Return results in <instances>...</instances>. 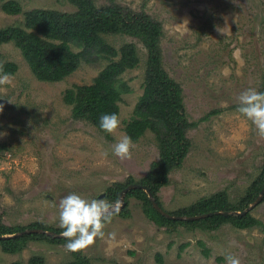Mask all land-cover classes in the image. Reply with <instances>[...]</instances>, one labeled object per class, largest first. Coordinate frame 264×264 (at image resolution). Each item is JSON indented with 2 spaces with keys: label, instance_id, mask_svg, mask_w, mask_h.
I'll use <instances>...</instances> for the list:
<instances>
[{
  "label": "rangeland",
  "instance_id": "rangeland-1",
  "mask_svg": "<svg viewBox=\"0 0 264 264\" xmlns=\"http://www.w3.org/2000/svg\"><path fill=\"white\" fill-rule=\"evenodd\" d=\"M6 1L0 0V28L21 26L23 13L31 9H75L68 0H13L21 8L13 13L2 10ZM93 1L143 10L162 24L163 66L182 88L186 118L196 123L186 131L189 151L156 192L157 203L172 215L222 195L227 211L252 205L259 194L250 199L252 187L264 178V137L236 108L244 90L264 91V0ZM105 39L116 48L135 42L139 57L138 66L123 73L130 92L121 95V123L108 137L84 121L73 120L62 100L67 87L91 82L104 62L82 63L61 81L43 82L33 76L13 42L0 45V61L18 66L9 75L10 83L0 85V144L6 147L0 152V224L13 230H42L22 233L36 235L22 239L14 250L0 244V264L73 260L76 252L68 251L66 239L56 235L62 232L29 226L42 223L61 229L59 202L71 192L122 204L118 197L109 198L108 188L128 177L139 180L158 159L150 132L134 142L130 158L112 154L142 93L146 60L143 45L135 39L121 34ZM105 150L107 157L100 154ZM126 193L123 205L105 224L104 237L78 251L89 264H226L229 254L240 264H264V194L246 211L257 224L241 229L229 221L219 225L204 221L209 216L159 223L155 215L147 214L142 199ZM109 233H115L114 238ZM10 238L14 237L3 239Z\"/></svg>",
  "mask_w": 264,
  "mask_h": 264
},
{
  "label": "trees",
  "instance_id": "trees-1",
  "mask_svg": "<svg viewBox=\"0 0 264 264\" xmlns=\"http://www.w3.org/2000/svg\"><path fill=\"white\" fill-rule=\"evenodd\" d=\"M68 1L75 7L71 12L38 8L25 11L21 26L0 28V45L13 42L26 60L33 76L43 82L61 81L82 63L104 62V66L91 82L67 87L63 91L62 100L70 107V117L73 120L84 121L108 137L109 133L99 128V118L106 113L120 114L121 95L130 92L123 73L138 66L139 57L135 42L129 41L116 48L107 42L105 35L121 34L141 43L145 49L146 60L142 93L138 96L130 116L124 121L123 129L133 142L145 132H150L156 142L158 159L151 163L147 174L139 180L128 177L125 182L112 184L108 189L111 190L109 198L116 200L123 188L137 183L146 186L157 202L156 192L167 183L169 171L180 166L186 157L190 148L186 131L196 124L186 118L180 84L163 66L160 47L162 24L143 10H130L116 3L98 5L93 0ZM1 8L6 12L21 11L20 5L13 0L4 2ZM17 67L15 62L0 61V74L13 75ZM5 149V144L1 143L0 152ZM263 184L264 178L253 185L250 199L255 197ZM133 194L143 200L149 208L147 214L155 215L159 223L178 222L156 211L141 188L127 191L126 196ZM227 209L225 196L222 195L200 200L174 214L192 216ZM204 221H211L215 225L229 221L241 229L257 224L256 219L248 213L226 216L213 214ZM29 227L51 229L56 233L63 231L42 223L31 224ZM17 231H22V228L13 230L0 224V234ZM35 235L22 234L20 237L0 239V244L4 249L14 250L20 246L22 239L25 241ZM62 239L55 238L56 241ZM203 253L207 255L208 249L203 248ZM35 263L36 261L32 262ZM65 264L89 263L77 251L73 260Z\"/></svg>",
  "mask_w": 264,
  "mask_h": 264
},
{
  "label": "clouds",
  "instance_id": "clouds-1",
  "mask_svg": "<svg viewBox=\"0 0 264 264\" xmlns=\"http://www.w3.org/2000/svg\"><path fill=\"white\" fill-rule=\"evenodd\" d=\"M10 83L7 73L0 74V85ZM3 106L0 105V111ZM237 112L251 121L257 133L264 137V91L248 88L238 96ZM121 121L118 113H106L99 118V128L107 133L114 132ZM132 138L122 134L112 146V154L121 158L131 157L134 147ZM107 157L108 152L101 151ZM119 203H110L102 198H86L79 193L71 192L63 197L58 206V226L63 230L66 239L65 248L77 252L92 245L97 238H103L105 224L118 212ZM114 238L115 233L108 234ZM226 264H240L238 257L225 255Z\"/></svg>",
  "mask_w": 264,
  "mask_h": 264
},
{
  "label": "water",
  "instance_id": "water-1",
  "mask_svg": "<svg viewBox=\"0 0 264 264\" xmlns=\"http://www.w3.org/2000/svg\"><path fill=\"white\" fill-rule=\"evenodd\" d=\"M133 188H141L142 190H144L152 204V206L154 207V209L156 211H158L161 215H163L164 217L166 218H170V219H186V220H194V219H200V218H204V217H207V216H212L213 214H223V215H228V214H235V215H244L246 213V211L252 207L254 204H257L260 202V200L262 199V196L264 194V184L263 186L261 187L260 191H259V194L258 196L256 197L255 201L253 202L252 205L248 206L246 209L242 210V211H209V212H205V213H202V214H199V215H194V216H177V215H171L169 213H167L165 210H163L159 205L158 203L156 202V200L154 199L152 193L150 192V190L144 186V185H140V184H137V183H132L128 186H126L125 188H123L120 193H119V196H118V200L120 202H122V204L119 205L122 206L123 203H124V194L130 190V189H133ZM102 197V195L100 196ZM32 231H42V230H38V229H30V230H24L22 231L21 233H13V234H10L8 236H0V239H3V238H9V237H15V236H18L22 233H27V232H32ZM45 232V231H44ZM57 236H62V234H56Z\"/></svg>",
  "mask_w": 264,
  "mask_h": 264
}]
</instances>
